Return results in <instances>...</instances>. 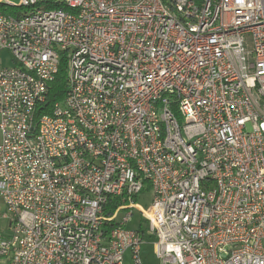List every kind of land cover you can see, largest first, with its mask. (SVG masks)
I'll use <instances>...</instances> for the list:
<instances>
[{
  "label": "built area",
  "instance_id": "1",
  "mask_svg": "<svg viewBox=\"0 0 264 264\" xmlns=\"http://www.w3.org/2000/svg\"><path fill=\"white\" fill-rule=\"evenodd\" d=\"M0 135V264H143L144 191L160 264H264L263 0H0Z\"/></svg>",
  "mask_w": 264,
  "mask_h": 264
},
{
  "label": "rangeland",
  "instance_id": "2",
  "mask_svg": "<svg viewBox=\"0 0 264 264\" xmlns=\"http://www.w3.org/2000/svg\"><path fill=\"white\" fill-rule=\"evenodd\" d=\"M11 2L18 3L19 0H10ZM13 66V62L8 53L2 54V67ZM152 192L144 191L136 200V207L134 208V216L132 217L128 228L131 230H140L144 233V244L142 252L143 264H160V250L157 244L155 235L150 231L147 219L148 214L152 210ZM8 213L7 207L0 199V233L6 235L9 233V221L4 220L2 217ZM124 264H134L130 252H128L124 259Z\"/></svg>",
  "mask_w": 264,
  "mask_h": 264
},
{
  "label": "trees",
  "instance_id": "3",
  "mask_svg": "<svg viewBox=\"0 0 264 264\" xmlns=\"http://www.w3.org/2000/svg\"><path fill=\"white\" fill-rule=\"evenodd\" d=\"M67 91H68L67 65H66V61H63L61 66V71L56 77V79L50 84L47 100L43 105V108L41 107L39 111H41L42 109L46 110L47 112L50 111V109L55 104H57L58 102L62 101L65 98ZM128 209H129L128 206L125 205L122 206L120 205L118 200L111 198L105 209L106 212L105 219L109 223V226H114V224L116 225L119 216L122 213H125Z\"/></svg>",
  "mask_w": 264,
  "mask_h": 264
},
{
  "label": "crops",
  "instance_id": "4",
  "mask_svg": "<svg viewBox=\"0 0 264 264\" xmlns=\"http://www.w3.org/2000/svg\"><path fill=\"white\" fill-rule=\"evenodd\" d=\"M0 140H1V135H0Z\"/></svg>",
  "mask_w": 264,
  "mask_h": 264
},
{
  "label": "water",
  "instance_id": "5",
  "mask_svg": "<svg viewBox=\"0 0 264 264\" xmlns=\"http://www.w3.org/2000/svg\"><path fill=\"white\" fill-rule=\"evenodd\" d=\"M263 2H264V0H263Z\"/></svg>",
  "mask_w": 264,
  "mask_h": 264
}]
</instances>
